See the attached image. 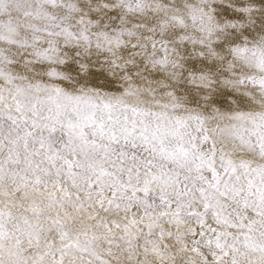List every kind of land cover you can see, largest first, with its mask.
Returning a JSON list of instances; mask_svg holds the SVG:
<instances>
[{"label": "snow or ice", "instance_id": "snow-or-ice-1", "mask_svg": "<svg viewBox=\"0 0 264 264\" xmlns=\"http://www.w3.org/2000/svg\"><path fill=\"white\" fill-rule=\"evenodd\" d=\"M0 264H264V0H0Z\"/></svg>", "mask_w": 264, "mask_h": 264}]
</instances>
